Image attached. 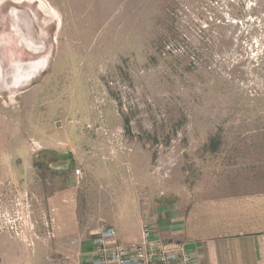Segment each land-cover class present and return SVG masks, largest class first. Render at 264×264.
Listing matches in <instances>:
<instances>
[{
	"label": "rangeland",
	"instance_id": "obj_1",
	"mask_svg": "<svg viewBox=\"0 0 264 264\" xmlns=\"http://www.w3.org/2000/svg\"><path fill=\"white\" fill-rule=\"evenodd\" d=\"M248 190L264 0H0V240L21 243L0 262H54L65 209L133 233L149 207Z\"/></svg>",
	"mask_w": 264,
	"mask_h": 264
},
{
	"label": "crops",
	"instance_id": "obj_2",
	"mask_svg": "<svg viewBox=\"0 0 264 264\" xmlns=\"http://www.w3.org/2000/svg\"><path fill=\"white\" fill-rule=\"evenodd\" d=\"M146 213L144 217L141 213L140 225H137L138 228L133 233L129 231L127 224L111 225L121 243H139L142 240V227L146 222L153 226L157 236L199 249L204 264H264V190L192 197L181 204L167 201L153 208L149 207ZM61 215L69 218L73 224H69L68 229L64 230L66 234H63L62 241L55 248L57 258L50 263L45 260L44 264L92 261L96 257L93 239L100 227L90 230L91 235H87L74 223L75 214L72 211L65 209ZM20 244L13 238L0 240L1 248L13 250L20 247ZM11 252L10 256H13L15 250ZM7 260H12L9 264H35L33 257L29 260L24 257L5 259Z\"/></svg>",
	"mask_w": 264,
	"mask_h": 264
},
{
	"label": "built area",
	"instance_id": "obj_3",
	"mask_svg": "<svg viewBox=\"0 0 264 264\" xmlns=\"http://www.w3.org/2000/svg\"><path fill=\"white\" fill-rule=\"evenodd\" d=\"M93 246L96 257L79 264H204L199 249L157 236L153 226L146 222L139 243H121L114 227H102L93 239Z\"/></svg>",
	"mask_w": 264,
	"mask_h": 264
},
{
	"label": "trees",
	"instance_id": "obj_4",
	"mask_svg": "<svg viewBox=\"0 0 264 264\" xmlns=\"http://www.w3.org/2000/svg\"><path fill=\"white\" fill-rule=\"evenodd\" d=\"M60 154V153H59ZM61 155V154H60ZM42 163H44L43 161H41Z\"/></svg>",
	"mask_w": 264,
	"mask_h": 264
},
{
	"label": "water",
	"instance_id": "obj_5",
	"mask_svg": "<svg viewBox=\"0 0 264 264\" xmlns=\"http://www.w3.org/2000/svg\"><path fill=\"white\" fill-rule=\"evenodd\" d=\"M20 80V79H19Z\"/></svg>",
	"mask_w": 264,
	"mask_h": 264
}]
</instances>
